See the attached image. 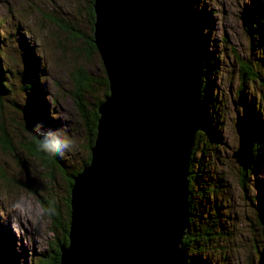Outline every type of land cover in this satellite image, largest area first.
Returning <instances> with one entry per match:
<instances>
[{
	"label": "rangeland",
	"instance_id": "1",
	"mask_svg": "<svg viewBox=\"0 0 264 264\" xmlns=\"http://www.w3.org/2000/svg\"><path fill=\"white\" fill-rule=\"evenodd\" d=\"M193 2L203 25L201 33L206 37L201 70L203 66L208 71L215 68L211 77L221 105L207 106L213 127L207 134L213 138L209 139L206 133L197 138V130L193 138L194 156L190 164L197 175L190 185L194 189L192 210L196 212L193 214L196 223L193 227L188 224L187 230H194L199 239H203L205 227L210 233L203 242L200 260L193 255L194 251L187 254L195 264H264V223L256 197L258 190L264 191V162H252L242 186L240 160H235L233 155L241 139L237 132L240 122L236 118L240 115L239 107L237 102L233 104L243 79L240 80L241 63L250 64L264 78V67H258L260 44L251 43L254 31L248 28L250 17H243L249 1ZM45 13L60 14L76 27L86 28L84 0H0V59L8 86L2 95L0 125H4L13 137V148L5 150L0 146V246L10 253L15 264H39V259L48 255L50 244L56 242L51 220L24 181L30 179L31 185L44 197L61 201L64 210L68 207L64 199L67 194L64 172L55 166L50 175V168L43 166L42 161L19 142L22 135L29 137L32 132H40L39 123L31 116L28 119L25 111L30 93L27 83L36 74L29 69L26 55H30L40 68L50 121L47 131L53 135L61 130L76 141L73 150L65 149L61 156L70 169L83 166L88 153L86 128L74 103L70 74L78 65L94 75L105 74L98 51L89 56L85 52H74V45L76 49L83 48L84 43L78 40L74 44ZM61 41L62 47L57 45ZM244 85L248 96H254L257 103L263 105L261 78H246ZM102 90V85L93 82L92 88L82 96L91 103ZM215 114L220 121L216 132ZM239 119L241 121L240 116ZM1 171L6 173L1 175ZM206 187L209 193L203 194L199 189Z\"/></svg>",
	"mask_w": 264,
	"mask_h": 264
},
{
	"label": "water",
	"instance_id": "2",
	"mask_svg": "<svg viewBox=\"0 0 264 264\" xmlns=\"http://www.w3.org/2000/svg\"><path fill=\"white\" fill-rule=\"evenodd\" d=\"M193 3L93 0V41L109 91L97 106L90 160L72 175L59 264H186L188 174L201 115ZM239 116L233 155L242 163Z\"/></svg>",
	"mask_w": 264,
	"mask_h": 264
},
{
	"label": "trees",
	"instance_id": "3",
	"mask_svg": "<svg viewBox=\"0 0 264 264\" xmlns=\"http://www.w3.org/2000/svg\"><path fill=\"white\" fill-rule=\"evenodd\" d=\"M249 5L248 7H245L246 9V15L249 19V30L252 29L254 33L251 35L252 37V44H260V52L261 55L258 57V63L259 66L264 67V0H248ZM84 8H85V20L87 23L85 24L86 28L81 29L79 27H76V25L73 24V22L69 19H67L64 16H61L60 14H52V13H45L47 18L56 25L57 29L65 32L67 34V37L71 39L74 44L78 42V40H81L84 43L83 48H77L74 45L73 51H80V53L85 52V55L89 56L93 53H97V47L93 41V23L95 18L94 8H93V0H84ZM201 16V14H200ZM202 18V16H201ZM252 18V20H251ZM247 25V26H248ZM203 25L202 22H200V32H199V40L202 45V49L205 48V42L206 37L201 33ZM24 39V37H23ZM22 40V37H21ZM77 40V41H76ZM25 41V40H24ZM76 41V42H75ZM23 42V41H22ZM26 43V42H25ZM58 46L62 47V41L61 44H57ZM98 54V53H97ZM27 62L29 64V69L35 72V76L27 83V87H29V95L26 104H28L27 114L29 115L28 119H34L39 123V134L37 132H32V136H26L22 135L20 139L21 145L28 150L30 154L33 156L39 158L42 161L43 166L49 167L51 175L52 172L55 169V166H57V169L59 171L64 172L66 176V196H64L65 202L67 204V209L62 208L61 201L55 202L53 199H50L49 197H44L42 194L38 192L37 189H35L31 183L30 179L24 181V185L28 187L29 191L33 194H35L36 198L38 199L42 209L46 212L49 219L51 220V226L53 227L54 231L56 232V242H52L50 244V250L47 256H43L41 259H39V264H59L60 260V244L66 243L68 240L67 237V231L69 226V218H70V205H69V199H70V186L72 183V175L76 174L81 168L82 165L79 167H76L74 169H70L65 163L61 156L59 154L56 155H50L45 152H41L38 148V139H48L52 140L53 135L49 133L48 125L50 124L48 114L46 111V105L44 102L43 95L45 93V88L43 86V82L39 76V66L37 65V62L30 56L26 55ZM242 62V61H241ZM243 63V64H242ZM240 65V80L242 79V82L240 86L238 87L234 101L237 102V107L240 113V118L242 122V132H243V152H244V159L242 163H240L238 166L241 169V176H240V182L241 185L244 186L246 182V176L248 174L249 168L253 165L252 162H257V164H261L264 162V104L257 103L256 99L253 97H249L247 93V88L244 85L246 78H250L252 80H255L256 78H261V81H263L264 85V78L259 74L258 71H254L250 64L246 62H242ZM202 64V60H201ZM215 68L212 67L211 71H208V68L202 67V82H201V91H200V106H201V115L199 120V128L196 131V136L198 138L199 134L206 133L207 130L208 133L210 131H213V127L211 124L210 116L207 113V106H213V108L217 107L218 105H221V100L219 101L217 96V91L214 90V87H216V84L214 85V79L212 74L214 73ZM254 71V72H253ZM5 71L4 67L2 65L1 59H0V110L3 107V101H2V95L3 92L7 91L8 86L4 80ZM71 80L73 82V95H74V103L76 105L77 111L79 112V116L82 120V123L84 124L86 128L87 133V146L88 153L87 157L83 161V163H87L90 160V146L92 145L94 141V137L96 134V124H97V117H98V111L97 106L99 102L104 98V96L108 93V80L106 73L102 75H94L93 73L89 72L84 66L78 65L76 68L71 72L70 74ZM98 83L99 85H102L103 90L102 93H100V96L97 95L94 96V100L89 103L84 96H82V93L87 91L88 89L92 88V83ZM31 116V117H30ZM217 114L214 115V118L216 120V124L214 126V130L218 128V123L220 124V121L218 122ZM31 121V120H30ZM27 128V127H26ZM41 128L43 132H41ZM28 130H30L28 128ZM216 132V130H215ZM208 135V134H207ZM214 135V134H213ZM209 136V135H208ZM213 138L212 136H209V139ZM12 135L9 132V130H6L4 125H0V146L2 148L10 149L13 148L12 145ZM194 156V144L193 147H191V155H190V163H192ZM254 160V161H252ZM82 163V164H83ZM189 176H188V199H189V224L191 227H193V224L196 222H193V214L192 210L193 206V196L194 189L192 188V185H190L191 179H193V176L196 174L194 173V169H192V165H189ZM3 172L1 171V175ZM197 175V174H196ZM195 175V176H196ZM195 178V177H194ZM192 184V182H191ZM212 189V188H211ZM203 194L205 192L209 193V188H202L199 189ZM257 200L260 204L261 209V220L264 223V191L258 190L256 194ZM218 206L219 204L216 203ZM64 210V213H63ZM200 211V209H199ZM201 212V211H200ZM203 230V239H199L195 237L194 230H187V233L183 235L182 237V245L184 247L185 252V262L186 264H195L193 259L189 257L187 254L190 251H194V256L199 257L198 260H200L204 245L203 242L205 239L208 238L209 229L205 227ZM58 233V234H57ZM200 241V243H199ZM0 264H15L11 261V255L8 251H6L3 247L0 246Z\"/></svg>",
	"mask_w": 264,
	"mask_h": 264
},
{
	"label": "clouds",
	"instance_id": "4",
	"mask_svg": "<svg viewBox=\"0 0 264 264\" xmlns=\"http://www.w3.org/2000/svg\"><path fill=\"white\" fill-rule=\"evenodd\" d=\"M76 141L73 137H70L66 132L57 130L53 134V139H38V148L41 152L48 153L50 155L59 154L60 156L64 155V150L68 151L73 150L75 147Z\"/></svg>",
	"mask_w": 264,
	"mask_h": 264
}]
</instances>
